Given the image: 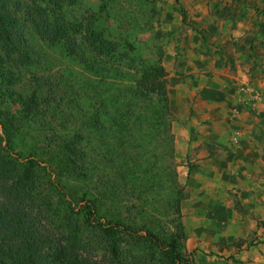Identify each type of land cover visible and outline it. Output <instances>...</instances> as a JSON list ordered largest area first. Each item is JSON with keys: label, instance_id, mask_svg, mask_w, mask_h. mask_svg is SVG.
I'll return each mask as SVG.
<instances>
[{"label": "rangeland", "instance_id": "rangeland-1", "mask_svg": "<svg viewBox=\"0 0 264 264\" xmlns=\"http://www.w3.org/2000/svg\"><path fill=\"white\" fill-rule=\"evenodd\" d=\"M14 1L22 6L21 15L28 14L34 4L45 7L50 21L64 27L76 49L90 60L88 67L70 55L65 41L49 43L32 21L27 23V35L35 47L33 61L7 66L12 73L9 89L27 101L35 99L17 150L26 154L31 149L48 150L42 159L43 166L50 168L59 145L81 138L88 177H60L57 184L72 186L80 198H98L106 218L140 225L156 219L159 229L167 233L182 229L183 252L189 254L182 209L194 192L192 168L182 172L177 162L175 118L171 130L158 127L156 102L142 104L132 98L133 80L141 68L156 61L164 67L168 49L174 48V61L164 67L169 87L188 77L184 71L188 58L197 53H205L211 61L238 63L250 78L264 81V0ZM15 99L6 103L18 117L25 105ZM97 116L104 124L102 134H97ZM113 117L125 125L114 123ZM40 177L41 186L47 176ZM39 190L41 197H51L47 205L41 197L37 202L45 229L56 235L77 234L84 252L112 264L102 238L84 226L79 207L69 208L45 186ZM178 190L182 201L180 214L175 215L173 200Z\"/></svg>", "mask_w": 264, "mask_h": 264}, {"label": "trees", "instance_id": "trees-1", "mask_svg": "<svg viewBox=\"0 0 264 264\" xmlns=\"http://www.w3.org/2000/svg\"><path fill=\"white\" fill-rule=\"evenodd\" d=\"M21 10L22 6L14 0H0V264H105L84 252L82 239H78L77 234L56 235L45 229L41 213L36 211L43 194L39 190L42 186L56 193L69 208L79 207L84 226H89L102 238L110 251L112 264H195V253L183 252L186 235L182 229L167 233L159 229L156 219H151L148 225H140L106 218L98 198H80L72 186L57 184L60 177H88L85 172L89 171L87 154L80 147L81 138L59 145L57 160L50 168L43 166L42 159L49 154L48 150L31 149L28 154L17 150V141L24 135L23 127L29 121L28 114L33 111L35 99L27 101L9 89L12 73L7 66L9 63L27 65L33 61L35 47L28 38L27 23L32 21L41 38L49 43L65 41L70 55L89 67L88 54H80L66 29L50 21L45 7L34 4L27 16L21 15ZM181 12L185 22L186 13ZM248 42L253 43V40L248 39ZM138 75L133 80L132 98L142 104L155 101V124L171 130L174 115L170 109L166 69L156 61L141 68ZM7 99L25 105L18 117L9 110ZM112 119L122 127L125 125L119 124L118 117ZM94 122L100 125L97 134H102L104 124L99 116ZM40 175L47 176L41 186ZM40 199L45 205L51 201L48 194ZM83 201L85 203L81 204ZM181 201L178 190L173 200L175 215L180 214Z\"/></svg>", "mask_w": 264, "mask_h": 264}, {"label": "crops", "instance_id": "crops-1", "mask_svg": "<svg viewBox=\"0 0 264 264\" xmlns=\"http://www.w3.org/2000/svg\"><path fill=\"white\" fill-rule=\"evenodd\" d=\"M175 55L169 48L165 68ZM184 71L168 94L177 162L194 177L182 209L187 250L195 264H264V81L205 53Z\"/></svg>", "mask_w": 264, "mask_h": 264}, {"label": "built area", "instance_id": "built-area-1", "mask_svg": "<svg viewBox=\"0 0 264 264\" xmlns=\"http://www.w3.org/2000/svg\"><path fill=\"white\" fill-rule=\"evenodd\" d=\"M240 91H241L242 94L245 95V94H247L250 91V88L248 86H246V85H243V86H241ZM240 102L242 104H244V105L248 104V97L245 98V99H240Z\"/></svg>", "mask_w": 264, "mask_h": 264}]
</instances>
